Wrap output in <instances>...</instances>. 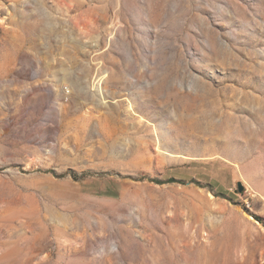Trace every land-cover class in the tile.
I'll use <instances>...</instances> for the list:
<instances>
[{
	"label": "rangeland",
	"instance_id": "374dc122",
	"mask_svg": "<svg viewBox=\"0 0 264 264\" xmlns=\"http://www.w3.org/2000/svg\"><path fill=\"white\" fill-rule=\"evenodd\" d=\"M0 264H264V0H0Z\"/></svg>",
	"mask_w": 264,
	"mask_h": 264
},
{
	"label": "trees",
	"instance_id": "16d2710c",
	"mask_svg": "<svg viewBox=\"0 0 264 264\" xmlns=\"http://www.w3.org/2000/svg\"><path fill=\"white\" fill-rule=\"evenodd\" d=\"M53 174H55V173H53ZM68 174H70V175H72V177L74 178V179H76L77 180V174L75 173V172H73V171H70V172H68ZM88 175H91L90 173H84L82 176L83 177H86V176H88ZM150 182H153V183H156V184H164L162 181H160L159 179H153V178H147ZM165 183H176V181H175V179H173V178H171V179H167L166 181H165ZM218 195H220V196H223V197H227V195L226 194H224V193H222V192H218ZM238 204V203H237ZM238 205H240V204H238ZM246 211H247V209L245 208V207H243Z\"/></svg>",
	"mask_w": 264,
	"mask_h": 264
},
{
	"label": "water",
	"instance_id": "95a60500",
	"mask_svg": "<svg viewBox=\"0 0 264 264\" xmlns=\"http://www.w3.org/2000/svg\"><path fill=\"white\" fill-rule=\"evenodd\" d=\"M240 190H242V186H240Z\"/></svg>",
	"mask_w": 264,
	"mask_h": 264
}]
</instances>
